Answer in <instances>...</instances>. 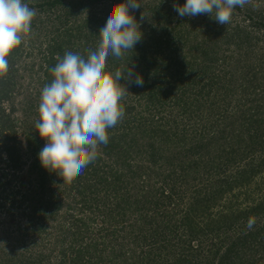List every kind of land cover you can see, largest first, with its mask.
Masks as SVG:
<instances>
[{
    "label": "trees",
    "instance_id": "obj_1",
    "mask_svg": "<svg viewBox=\"0 0 264 264\" xmlns=\"http://www.w3.org/2000/svg\"><path fill=\"white\" fill-rule=\"evenodd\" d=\"M105 1L24 0L37 14L0 76V264H264V0L227 25L181 17L186 0H140L142 39L106 71L129 63L143 85L121 78L124 116L80 175L41 166L42 88L125 2Z\"/></svg>",
    "mask_w": 264,
    "mask_h": 264
},
{
    "label": "clouds",
    "instance_id": "obj_2",
    "mask_svg": "<svg viewBox=\"0 0 264 264\" xmlns=\"http://www.w3.org/2000/svg\"><path fill=\"white\" fill-rule=\"evenodd\" d=\"M252 0H186L182 6L173 4L181 16L208 14L219 24L231 22L236 7L243 8ZM141 7L140 0H125L112 7L105 26L100 29L96 47L87 54L66 51L51 68L54 79L42 88L35 129L45 141L38 158L41 166L64 179L80 175L97 159V145H107L110 128L124 116L121 99L128 92L120 81L142 86L141 75L129 63L115 72L106 71L107 57H121L133 52L142 39L140 22L131 11ZM36 10L24 0H0V76L7 73L8 57L31 32ZM146 15L141 14V21ZM256 223L249 217L247 228Z\"/></svg>",
    "mask_w": 264,
    "mask_h": 264
},
{
    "label": "rangeland",
    "instance_id": "obj_3",
    "mask_svg": "<svg viewBox=\"0 0 264 264\" xmlns=\"http://www.w3.org/2000/svg\"><path fill=\"white\" fill-rule=\"evenodd\" d=\"M111 0H109V1H105V3H103V6L105 7V6H110V7H112L111 5ZM109 8V7H108ZM240 21V20H239ZM17 117H20V115H17ZM17 132V136H18V140H21V142H22V144H19V146L21 147V153H20V155H21V157L23 158V160H24V163L26 162L25 160H26V157H25V154H26V147L25 146H27V143L25 142V136L23 135V131L21 130V129H19V127H18V130L16 131ZM20 142V141H19ZM20 147H19V149H20ZM0 148L2 149V146L0 145ZM3 154V153H2ZM23 163V164H24ZM26 164V163H25ZM27 166V164L25 165V167ZM25 167H23L24 169H25ZM24 169L22 170V172H21V176L23 175V173H24ZM16 186H18V185H16ZM53 188H56V186L54 187L53 186ZM21 210H23V209H21ZM14 211L16 212V214H15V217L13 218L14 220L11 222V223H13V224H15V227H18V226H23L24 224H26V222L24 221V217H22V215H21V212H20V210H19V208H14ZM3 214H4V212H2ZM8 224V223H7ZM10 224V223H9ZM6 227H7V225H5ZM0 231H1V227H0ZM19 232V236L18 235H16V233H14L15 235H14V237H12V240L10 241V243L11 244H15L16 242H20V241H23L22 239H23V237L22 236H20V235H22L23 234V230H21V231H18ZM1 235H3L1 232H0V237H1ZM25 241H29V239H27V240H25ZM0 244H2V242H0ZM28 244V243H27Z\"/></svg>",
    "mask_w": 264,
    "mask_h": 264
}]
</instances>
